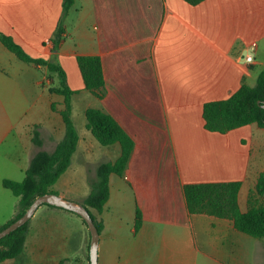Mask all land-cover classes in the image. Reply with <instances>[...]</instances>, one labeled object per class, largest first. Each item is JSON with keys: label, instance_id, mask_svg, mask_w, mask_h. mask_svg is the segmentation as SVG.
<instances>
[{"label": "crops", "instance_id": "crops-1", "mask_svg": "<svg viewBox=\"0 0 264 264\" xmlns=\"http://www.w3.org/2000/svg\"><path fill=\"white\" fill-rule=\"evenodd\" d=\"M62 2L0 0V34L30 57L50 60L46 41L62 19L56 56L77 92L70 108L78 141L54 194L82 204L96 168L120 155L119 145L103 147L86 129V109L110 114L134 142L123 175L109 177L103 212L90 210L102 223L97 264H264V237L242 234L228 219L189 214L183 192L187 184L240 181L239 208H249V191L264 172V129L209 132L203 106L256 84L264 70V0H75L64 18ZM78 56L100 59L102 100L85 91ZM47 88L44 68L19 61L0 43V227L18 204L3 180L22 181L33 154L53 152L64 136L51 110L56 102L62 110V99ZM35 125L39 149L31 144ZM89 243L77 215L41 206L20 257L0 264H85Z\"/></svg>", "mask_w": 264, "mask_h": 264}, {"label": "trees", "instance_id": "trees-1", "mask_svg": "<svg viewBox=\"0 0 264 264\" xmlns=\"http://www.w3.org/2000/svg\"><path fill=\"white\" fill-rule=\"evenodd\" d=\"M75 0H63L62 18L74 5ZM190 5H197L204 0H183ZM64 27L61 23L50 38V60L30 57L12 37L0 34V43L19 61L37 68H44L49 81L55 85L48 88L50 95L63 97V109L57 111L54 104L51 110L56 112L63 122L64 136L51 153L38 151L33 154L24 172L22 181L3 180L2 186L18 199L15 216L0 227V231L20 218L32 201L44 194L54 193L52 187L68 169L71 157L75 152L78 136L71 120L70 99L77 94L67 86L66 75L57 60V51L63 40ZM77 64L83 79L84 89L98 100L105 97V82L101 61L98 57L78 56ZM52 83V82H51ZM86 129L97 143L103 147L119 145L120 155L115 162L102 163L95 170V180L91 191L83 200L90 216L100 233L102 223L98 222L90 210L101 214L109 198V177L114 174L122 176L133 152L134 142L119 123L102 109L89 108L84 112ZM204 128L209 132L226 134L246 125L256 124L264 129V70H262L253 87L242 85L229 98L206 103L203 106ZM31 144L41 148L42 140L38 125L32 127ZM240 181L222 183L187 184L183 187L187 211L189 214H206L233 222L236 231L254 239L264 237V172L261 173L254 187L249 191V208L241 212L238 204ZM56 208L49 205H43ZM60 209V208H57ZM63 210V209H61ZM66 211V210H63ZM69 212V211H66ZM71 213V212H69ZM78 217V216H77ZM83 224L86 226L84 221ZM141 213L137 209L135 230L141 226ZM29 221L22 227L0 239V263L5 260L18 259L23 252L28 234ZM59 264H64L60 261Z\"/></svg>", "mask_w": 264, "mask_h": 264}, {"label": "water", "instance_id": "water-1", "mask_svg": "<svg viewBox=\"0 0 264 264\" xmlns=\"http://www.w3.org/2000/svg\"><path fill=\"white\" fill-rule=\"evenodd\" d=\"M43 205H49L69 211L77 215L82 221H84L90 236L89 263L97 264V248L99 244V232L90 216L89 211L82 204L67 200L54 193H48L36 197L20 218L13 221L6 228L0 231V239L9 235L11 232L17 230L18 228L26 224L28 221H30L34 213L37 211V209Z\"/></svg>", "mask_w": 264, "mask_h": 264}, {"label": "rangeland", "instance_id": "rangeland-1", "mask_svg": "<svg viewBox=\"0 0 264 264\" xmlns=\"http://www.w3.org/2000/svg\"><path fill=\"white\" fill-rule=\"evenodd\" d=\"M49 44V46L51 47V43H48ZM45 82L47 83V87L49 88L51 85L53 86V85H55V81H49V79L47 78V73H46V70H45ZM52 82V83H51ZM48 88H47V90H48ZM52 96H54V95H52ZM61 106H62V104H63V97H61ZM79 101V100H78ZM76 104H77V108H79V105H81V103L80 102H75ZM53 104H55V105H59V103H53ZM62 108H63V106H62ZM77 120H78V118H77ZM257 172V171H256ZM10 195V194H9ZM10 197H12V196H10ZM13 201L16 203V198H13ZM258 202L259 203H262V202H264V199L263 200H260V199H258ZM9 205V204H8ZM76 261H77V258H76ZM65 262H66V260H64V264H65ZM73 264H77L76 262H73ZM85 264H89L88 263V257H86V260H85Z\"/></svg>", "mask_w": 264, "mask_h": 264}, {"label": "built area", "instance_id": "built-area-1", "mask_svg": "<svg viewBox=\"0 0 264 264\" xmlns=\"http://www.w3.org/2000/svg\"><path fill=\"white\" fill-rule=\"evenodd\" d=\"M48 43H50V42L47 40V41H46V44H48ZM251 47H252V48L255 47V44L253 43V44L251 45ZM246 62H247V63L252 62V57H251V56L246 57Z\"/></svg>", "mask_w": 264, "mask_h": 264}]
</instances>
